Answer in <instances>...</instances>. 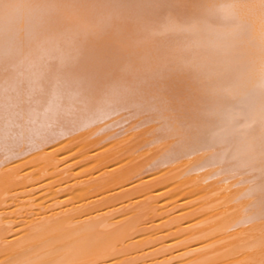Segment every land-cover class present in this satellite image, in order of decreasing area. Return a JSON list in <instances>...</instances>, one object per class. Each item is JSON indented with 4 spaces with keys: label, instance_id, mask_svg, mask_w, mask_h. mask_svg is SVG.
<instances>
[{
    "label": "bare ground",
    "instance_id": "6f19581e",
    "mask_svg": "<svg viewBox=\"0 0 264 264\" xmlns=\"http://www.w3.org/2000/svg\"><path fill=\"white\" fill-rule=\"evenodd\" d=\"M0 264H264V0H0Z\"/></svg>",
    "mask_w": 264,
    "mask_h": 264
}]
</instances>
